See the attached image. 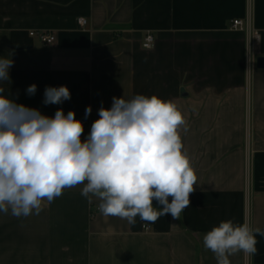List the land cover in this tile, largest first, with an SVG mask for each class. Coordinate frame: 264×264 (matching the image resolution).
Here are the masks:
<instances>
[{
  "label": "crops",
  "instance_id": "1",
  "mask_svg": "<svg viewBox=\"0 0 264 264\" xmlns=\"http://www.w3.org/2000/svg\"><path fill=\"white\" fill-rule=\"evenodd\" d=\"M237 18L245 29L231 28ZM31 31H52L56 40L45 44ZM148 33L151 48L142 45ZM259 57L264 0H0V58L13 61L3 95L50 117L75 111L85 121L82 138L113 97L172 101L186 121L183 149L198 178L180 220L137 217L133 225L104 216L98 199L81 195L83 185L43 202L39 214L0 211V264H217L203 244L214 226L247 221L264 231ZM61 85L71 99L43 104L45 87ZM256 240L255 255L238 252L230 264H264V235Z\"/></svg>",
  "mask_w": 264,
  "mask_h": 264
},
{
  "label": "clouds",
  "instance_id": "2",
  "mask_svg": "<svg viewBox=\"0 0 264 264\" xmlns=\"http://www.w3.org/2000/svg\"><path fill=\"white\" fill-rule=\"evenodd\" d=\"M12 59L0 58V81L8 80ZM0 87V211L16 217L39 214L67 188L83 185L81 195L98 199L104 216L130 224L155 223L171 215L180 220L190 207L197 175L183 149L186 121L172 101L137 94L130 100L113 97L101 104L86 138L84 123L62 108L50 117L37 108L18 104ZM37 85L26 92L36 94ZM71 99L65 85L46 86L43 104ZM92 112L89 105L85 118ZM156 206H159L158 208ZM256 234L247 221H222L203 236L217 264H230L238 252L257 253Z\"/></svg>",
  "mask_w": 264,
  "mask_h": 264
},
{
  "label": "built area",
  "instance_id": "3",
  "mask_svg": "<svg viewBox=\"0 0 264 264\" xmlns=\"http://www.w3.org/2000/svg\"><path fill=\"white\" fill-rule=\"evenodd\" d=\"M78 23L81 27H84L87 24V19L85 17H79L78 18ZM245 21L243 19L237 18V19H233L232 23H231V28L235 29V30H239V29H245ZM30 35H38L40 37V39L45 43V44H53L56 40V35L54 32L52 31H31ZM253 36L255 39H257L258 41L261 38L260 32L258 31H253ZM155 37L153 36L152 33H148L143 41V47L145 48H151L155 45ZM83 121V123H85V121L83 119H78ZM149 228V227H147Z\"/></svg>",
  "mask_w": 264,
  "mask_h": 264
},
{
  "label": "water",
  "instance_id": "4",
  "mask_svg": "<svg viewBox=\"0 0 264 264\" xmlns=\"http://www.w3.org/2000/svg\"><path fill=\"white\" fill-rule=\"evenodd\" d=\"M257 66L259 68H264V57H259L257 60Z\"/></svg>",
  "mask_w": 264,
  "mask_h": 264
}]
</instances>
